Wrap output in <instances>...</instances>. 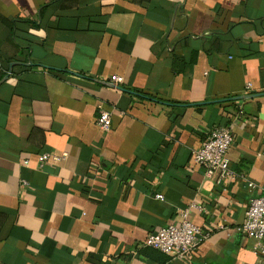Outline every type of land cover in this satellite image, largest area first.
Returning a JSON list of instances; mask_svg holds the SVG:
<instances>
[{"label":"crops","instance_id":"0c3cea01","mask_svg":"<svg viewBox=\"0 0 264 264\" xmlns=\"http://www.w3.org/2000/svg\"><path fill=\"white\" fill-rule=\"evenodd\" d=\"M223 126L233 180L193 161ZM263 195L264 0H0V264H256ZM187 209L191 257L142 245Z\"/></svg>","mask_w":264,"mask_h":264},{"label":"built area","instance_id":"2783aa9c","mask_svg":"<svg viewBox=\"0 0 264 264\" xmlns=\"http://www.w3.org/2000/svg\"><path fill=\"white\" fill-rule=\"evenodd\" d=\"M107 82L117 87L122 83V79L118 76H111ZM245 89L249 90L250 85L247 84ZM241 113V108L237 107L236 114L239 115ZM95 124L102 132H109L111 129V113L102 104L97 107ZM232 142L233 136L229 126L213 129L204 138L201 147L194 152V163L210 179H235V174L230 169L226 159V154ZM62 158L63 156L51 157L44 154L39 157V162L42 164L49 159L57 161ZM247 187L253 189L255 185L252 182H248ZM156 198L162 200L160 195H157ZM190 208L204 211L203 208L194 204ZM179 216V225L161 227L159 230L150 233L142 245L172 258L188 259L191 257L209 234L189 220V209L182 211ZM237 231L253 241L251 250L259 260L256 264H264V195L249 200L245 220L237 228Z\"/></svg>","mask_w":264,"mask_h":264}]
</instances>
